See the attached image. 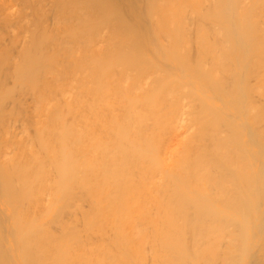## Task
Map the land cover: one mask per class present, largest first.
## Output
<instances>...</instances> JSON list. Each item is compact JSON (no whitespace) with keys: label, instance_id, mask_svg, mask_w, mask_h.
Listing matches in <instances>:
<instances>
[{"label":"bare ground","instance_id":"1","mask_svg":"<svg viewBox=\"0 0 264 264\" xmlns=\"http://www.w3.org/2000/svg\"><path fill=\"white\" fill-rule=\"evenodd\" d=\"M0 264H264V0H0Z\"/></svg>","mask_w":264,"mask_h":264}]
</instances>
